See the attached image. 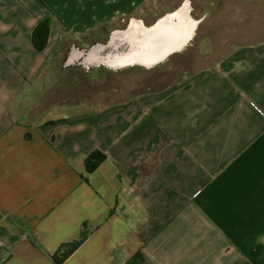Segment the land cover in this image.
<instances>
[{"label":"crops","instance_id":"obj_1","mask_svg":"<svg viewBox=\"0 0 264 264\" xmlns=\"http://www.w3.org/2000/svg\"><path fill=\"white\" fill-rule=\"evenodd\" d=\"M148 1L0 0V264H56L84 224L63 264H264V39L99 107L25 105L63 45Z\"/></svg>","mask_w":264,"mask_h":264},{"label":"rangeland","instance_id":"obj_2","mask_svg":"<svg viewBox=\"0 0 264 264\" xmlns=\"http://www.w3.org/2000/svg\"><path fill=\"white\" fill-rule=\"evenodd\" d=\"M174 1L176 0H149L147 4L142 7L139 15H163L173 8ZM253 1L258 3V0ZM256 6L257 5H253V7ZM88 38H90V36ZM85 39L86 42L81 40L80 42H74L73 44L84 49L89 48V41L87 38ZM263 39L264 22L256 29L248 32L246 35L229 42L223 41L217 30L212 33L208 32L203 34L200 37L201 42L196 51L175 59L174 66H176V72L174 75L170 76L171 78L169 77L170 80L168 82L171 83L172 81H177L181 77L192 76L197 70L209 67L212 61L218 59L219 57H223L233 44L256 42ZM73 44H69L67 46L70 48ZM61 63L62 61H54L49 69L43 73V75L39 78L38 84L34 86L27 95L25 100L26 106H31L33 101L41 97L40 95L48 97L49 95L57 94L59 95L58 97H49L46 101H41V106L71 103L75 111H77L87 109L89 107H99L105 103L117 102L120 99L127 98L133 93H136V91L145 92L161 88L163 87V84L166 83L154 85L147 84L139 87L135 84H129V81L127 80H121L119 76H117L118 78L107 79L105 82H96L94 80L88 82L85 79H82V77H85V72L83 70L77 67H71V69L63 70ZM177 64L179 66H177ZM68 83L70 86L65 85ZM63 84L65 86H63ZM62 94H68L70 96L67 102L62 99Z\"/></svg>","mask_w":264,"mask_h":264},{"label":"flooded vegetation","instance_id":"obj_3","mask_svg":"<svg viewBox=\"0 0 264 264\" xmlns=\"http://www.w3.org/2000/svg\"><path fill=\"white\" fill-rule=\"evenodd\" d=\"M188 4L192 10V15L195 21L198 22L199 36L203 34L212 33L218 31L223 41L229 42L239 37L246 35L251 30L256 29L264 22V10L258 6H243L237 4L235 0H176L173 2V8L163 15H133L127 19H124L119 27L110 29L105 28L99 34L92 35L87 38L89 41V48L96 45L103 46V55L115 52H125L131 48L132 39L126 35L118 38H113L112 32L116 29L125 30L132 18L143 20L146 26H152L156 19L163 17L167 13H170L178 9L181 5ZM251 7V8H250ZM93 37V38H91ZM86 40V39H85ZM86 42V41H85ZM79 47V46H78ZM66 46L61 52L60 60L61 65H65L68 69L71 67H77L83 70L85 77L82 79L91 82H105L110 78H119L121 80L129 81V84H135L139 87L147 84H163L167 79H170L171 75H174L176 68L167 69L165 67H157L151 72L146 74H136L135 69L129 71L113 72L104 69L101 66L98 70H94L93 66H90L88 70H85L84 66H79L78 63H83V57L80 60H75L72 66L66 65L69 58L72 57L71 47ZM83 49L82 47H79ZM177 66H179L177 64ZM106 71V72H105ZM141 75V76H139ZM170 77V78H169ZM176 77V76H174ZM88 84V83H87Z\"/></svg>","mask_w":264,"mask_h":264},{"label":"water","instance_id":"obj_4","mask_svg":"<svg viewBox=\"0 0 264 264\" xmlns=\"http://www.w3.org/2000/svg\"><path fill=\"white\" fill-rule=\"evenodd\" d=\"M198 22L192 15L188 4L156 19L152 26H146L143 20L132 18L125 30L116 29L112 37L120 38L124 35L132 39L131 48L125 52H115L103 55V46L96 45L91 48L71 46L72 57L66 65L80 60L79 66L88 70L90 66L98 70L104 69L121 72L136 70V74H146L157 67L174 68L177 57L186 56L198 49L200 36Z\"/></svg>","mask_w":264,"mask_h":264},{"label":"trees","instance_id":"obj_5","mask_svg":"<svg viewBox=\"0 0 264 264\" xmlns=\"http://www.w3.org/2000/svg\"><path fill=\"white\" fill-rule=\"evenodd\" d=\"M49 35H50V27L47 22L40 23L33 31L32 36V42L34 48L42 52L46 49L49 41ZM66 47V45H63V49ZM61 49L55 54L54 61L60 62V56L61 52L63 51ZM66 86H70V84H65ZM63 84V86H65ZM105 154L100 152L99 150L94 151L92 154H90L86 160H85V169L87 173H93L95 172L100 165L106 160ZM89 234L88 231V224H84L80 236L77 240L63 245L59 252L53 257V260L56 264H63L87 239Z\"/></svg>","mask_w":264,"mask_h":264}]
</instances>
